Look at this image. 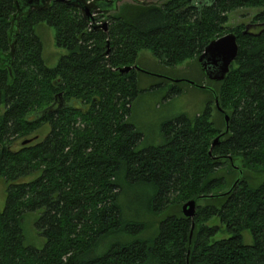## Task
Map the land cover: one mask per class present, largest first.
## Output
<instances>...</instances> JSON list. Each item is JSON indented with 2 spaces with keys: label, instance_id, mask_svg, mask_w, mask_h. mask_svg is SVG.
<instances>
[{
  "label": "trees",
  "instance_id": "trees-1",
  "mask_svg": "<svg viewBox=\"0 0 264 264\" xmlns=\"http://www.w3.org/2000/svg\"><path fill=\"white\" fill-rule=\"evenodd\" d=\"M81 1L106 8L96 18L106 30L73 4L22 14L14 0H0V264H264V0ZM241 7L256 8L251 22L225 28ZM42 22L66 50L51 67L34 32ZM227 32L238 52L224 78L212 80L198 56ZM142 49L166 66L195 61L202 78L193 81L208 93L200 114L163 123V141L151 146H141L129 121L140 70L119 72L143 68ZM174 83L169 95L190 85ZM207 87L229 116L212 147L226 124ZM238 170L237 184L218 195ZM135 187L149 192L148 220L124 215L120 195ZM192 198L188 218L181 205ZM40 209L45 244L37 249L24 243L23 217Z\"/></svg>",
  "mask_w": 264,
  "mask_h": 264
},
{
  "label": "rangeland",
  "instance_id": "rangeland-1",
  "mask_svg": "<svg viewBox=\"0 0 264 264\" xmlns=\"http://www.w3.org/2000/svg\"><path fill=\"white\" fill-rule=\"evenodd\" d=\"M165 0H118L119 6L125 2L139 4L160 5ZM256 8L241 7L228 15L225 28H232L237 24L251 22ZM98 15V13H96ZM100 14V13H99ZM34 32L39 37L42 45V58L47 66H54L59 57L66 53V50L54 42V29L47 23H39L34 26ZM137 59L143 67V71H137V86L139 93L132 102L129 121L140 130L141 146L157 145L163 141L161 126L163 123L180 116L194 119L206 106L208 93L193 85H183L182 92L171 94L170 87L175 84L170 79H201L200 70L195 61L189 60L175 66L160 64L157 58L147 49L138 52ZM167 75V76H166ZM169 77L166 79L163 77ZM204 82H206L203 79ZM216 116L215 111L213 112ZM47 131V130H46ZM45 132L42 134V137ZM18 145V144H17ZM31 176L29 179H31ZM7 183L0 178V210H3L6 203ZM149 195L143 187L127 188L120 195V204L126 217L148 220V213H145V201ZM41 213L40 210L28 211L23 217V232L25 245L41 249L45 244V237L39 233L36 222ZM154 227L143 230L142 235L147 237L153 234ZM134 237L137 234H133ZM220 236H224L220 235ZM243 241L246 244L252 242L249 231L242 233ZM124 237V236H122Z\"/></svg>",
  "mask_w": 264,
  "mask_h": 264
},
{
  "label": "water",
  "instance_id": "water-1",
  "mask_svg": "<svg viewBox=\"0 0 264 264\" xmlns=\"http://www.w3.org/2000/svg\"><path fill=\"white\" fill-rule=\"evenodd\" d=\"M53 1H59V2H65L67 4H73L80 8L83 16L91 22L92 27H101L103 30L107 29V21L105 19L100 20V22H96L97 14L96 13H106V8L99 5V3L95 1L90 2H84L81 0H14L15 7L17 9V13H26L31 11L32 9H42L48 7ZM118 2V0L116 1ZM115 2V6L116 5ZM99 6V7H98ZM247 30H244V32ZM238 52V44L236 42V36L233 32H227L223 34L222 36L215 38L211 40L203 49V51L198 56V62L201 66L202 70L206 74L207 77H209L212 80H222L226 73L229 71L230 65L234 61L236 55ZM135 68L137 70L143 71V68L139 67L138 65H127L119 68L120 73H126L130 69ZM170 79L169 77H167ZM173 82H180L185 81L188 82L190 85L204 88L205 85H198L191 79H170ZM209 88V87H207ZM211 92H213L215 97V104L219 112L223 115V118L225 120V130L224 132L218 134L216 137L213 138L211 142V147L218 144L220 141V137L228 131L227 122L229 119L228 114L219 107L218 105V99L216 94L214 93L213 89L209 88ZM58 95H61V92L58 93ZM29 141V139L23 140L22 143L25 144ZM230 163L233 165L232 158H228ZM239 176L235 179L231 187L226 190L225 192H222L218 195H226L228 194L231 189L237 184L239 181V178L241 176V170H238ZM212 196V195H209ZM197 199L198 198H192L181 205V213L183 216L188 218H193L196 213V207H197ZM193 227V225H192ZM190 232V236H191ZM189 251V248H188Z\"/></svg>",
  "mask_w": 264,
  "mask_h": 264
},
{
  "label": "flooded vegetation",
  "instance_id": "flooded-vegetation-1",
  "mask_svg": "<svg viewBox=\"0 0 264 264\" xmlns=\"http://www.w3.org/2000/svg\"><path fill=\"white\" fill-rule=\"evenodd\" d=\"M251 28H253V27H251ZM55 99H56L57 102L60 101V104H61V102H63V100L61 99V95H58V94H57V95L55 96ZM16 147H19V145H16Z\"/></svg>",
  "mask_w": 264,
  "mask_h": 264
}]
</instances>
